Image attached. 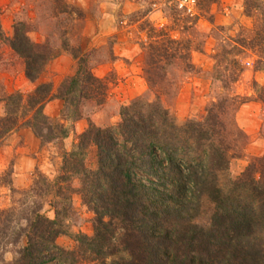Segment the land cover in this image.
<instances>
[{"label":"trees","instance_id":"trees-1","mask_svg":"<svg viewBox=\"0 0 264 264\" xmlns=\"http://www.w3.org/2000/svg\"><path fill=\"white\" fill-rule=\"evenodd\" d=\"M251 8H262L263 17L246 45L238 44L255 52L257 69H262L264 0H244L246 15ZM26 26L16 22L9 47L23 59L24 75L34 82L55 52L30 40ZM149 53L142 72L154 98L139 96L121 106L116 125L102 128L89 122L77 136V150H61L53 180L38 174L23 194L29 203L0 212V249L6 238L24 237L12 264H113L107 259L119 252L126 255L119 257L122 264H264V153L231 177L229 161L238 136L234 119L228 118L233 99L212 103L203 119L177 123L160 98L165 83L155 78L153 47ZM77 61L56 94H51L50 83H40L26 100L17 91L6 96L0 139L23 125L38 137L62 140L64 125L43 111L53 96L71 104L74 99L78 104L105 102V81L82 58ZM75 91L78 95L71 96ZM19 107L27 110L24 118L16 116ZM90 148L95 149L93 168L86 164ZM73 176L80 181L77 190L70 185ZM75 191L95 214L94 234L75 233L76 245L66 249L56 243L67 231L59 216L68 213L66 200ZM204 201L211 204L205 226L196 220ZM44 202L53 206V218L41 211ZM17 217L24 226H12Z\"/></svg>","mask_w":264,"mask_h":264},{"label":"rangeland","instance_id":"rangeland-1","mask_svg":"<svg viewBox=\"0 0 264 264\" xmlns=\"http://www.w3.org/2000/svg\"><path fill=\"white\" fill-rule=\"evenodd\" d=\"M196 2L192 17L178 10L175 0H0V117L5 114L6 96L11 93L17 91L25 97L38 84L50 83L51 94H56L61 82L77 67L78 58L107 84V96L101 105L93 101L78 104L77 99L71 104L55 96L43 104L44 111L51 99L62 101L56 115H50L47 107L44 112L64 125L67 132L62 140H48L46 134L38 137L32 127L23 125L0 139V212L21 208V202L28 204L23 194L33 187L38 174L53 180L61 164V150H77V136L89 122L102 128L116 125L121 106L139 96L154 98L142 72L150 47L154 48L158 66L155 78L165 83L159 89L161 101L177 123L203 119L212 103L233 99L228 118L234 119V134L238 136L229 161L231 177L238 176L251 158L264 153V85L253 75L258 72L264 76V64L257 69L255 52L238 44L246 45L254 36L263 17L262 8H251L249 16L243 10L244 0ZM16 22L27 25L30 40L55 52L34 82L28 83L23 59L9 47ZM64 55L68 59H62ZM75 92L70 95L77 96ZM26 113L19 107L16 116L24 118ZM76 114L81 116L71 119ZM76 121L84 125L79 133L74 128ZM94 150L86 153L88 168L96 164ZM70 185L76 190L80 187L77 176ZM66 201L70 205L68 213L61 214L59 220L67 231L57 236L56 243L71 249L76 245L75 233L94 234L95 214L77 191ZM41 209L53 218V206L44 202ZM210 211L211 204L204 201L197 222L205 226ZM24 223L17 217L11 224ZM6 239L0 249V264H12L24 245L23 236L12 242ZM122 255L126 256L116 253L107 262L122 264Z\"/></svg>","mask_w":264,"mask_h":264},{"label":"crops","instance_id":"crops-1","mask_svg":"<svg viewBox=\"0 0 264 264\" xmlns=\"http://www.w3.org/2000/svg\"><path fill=\"white\" fill-rule=\"evenodd\" d=\"M68 59V56H62V59ZM74 72V70L72 71V73ZM258 74V72H256V73H254L253 75H254V78L259 82V83H261L262 85H264V76H259V75H257ZM28 83H30V81H28ZM61 103H62V101L60 100V99H58V98H53V99H51L49 102H48V105L46 104V106L45 107H47L48 108V110H49V108H50V112H48V113H50V115H56L57 113H58V111H59V108H60V106H61ZM254 103V102H253ZM44 107V112H46L47 111V108H45ZM52 107H55L54 108V110L52 109V111H51V108ZM242 108L243 107H240V109L238 110V112H237V118H238V116H239V114H240V112H241V110H242ZM47 113V112H46ZM83 127H84V125H83V122H81V121H76L75 123H74V128H75V131H76V133H79V132H81L82 130H83ZM244 131H245V133L248 135V136H252V132H248V131H246V129L245 128H242ZM29 135H30V139H32V135L30 134V132H29Z\"/></svg>","mask_w":264,"mask_h":264},{"label":"built area","instance_id":"built-area-1","mask_svg":"<svg viewBox=\"0 0 264 264\" xmlns=\"http://www.w3.org/2000/svg\"><path fill=\"white\" fill-rule=\"evenodd\" d=\"M196 0H175V6L183 14L194 16L196 13Z\"/></svg>","mask_w":264,"mask_h":264}]
</instances>
